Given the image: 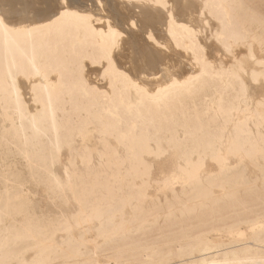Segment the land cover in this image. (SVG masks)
Returning <instances> with one entry per match:
<instances>
[{"label":"snow or ice","instance_id":"1","mask_svg":"<svg viewBox=\"0 0 264 264\" xmlns=\"http://www.w3.org/2000/svg\"><path fill=\"white\" fill-rule=\"evenodd\" d=\"M92 4L89 8L84 0H0V107L21 117L19 133L15 120L6 117L12 127H6L0 136L4 183L18 185L17 178L10 173L12 149L21 152L30 165L36 158L39 171L47 176H53L58 166L62 168L63 178L54 181L59 198L63 199L64 191L69 188L79 192L76 202L80 211L59 217V226L69 232L78 226L82 216L95 220L105 215L106 206L92 199L95 194L92 178L97 163L104 167L108 153L119 158V150L123 148L127 154L124 163L133 161L139 165L144 171L142 179L147 181L152 169L145 163L146 155H154L163 162L173 152L189 160L204 152L210 151L215 157L217 153L223 156L236 150L237 141L231 138L211 131L198 135L204 133L205 122L210 128L222 120L225 126L235 124L240 129L258 119L264 126V34L258 38L247 29H238L229 22L230 16L218 15L216 11L247 7L256 16L254 5L149 0L145 10L141 4L129 0L139 15L114 12L107 20L106 29H98L97 24H105L97 14H103L106 0H92ZM258 16L264 25V6ZM69 40L80 42L74 45L72 61L75 89L107 102L103 112L95 117L73 119L67 113L63 119L58 117L53 94L57 93L59 103L64 76L62 72H54L49 57L53 43L59 46ZM88 64L98 79L105 82L104 91L92 87L85 78ZM185 67L188 70L181 73ZM54 76H59V80L50 79ZM22 82H27L34 102L39 103L42 92L46 94L44 111L37 112L45 117L43 126L35 129L31 137L23 128L27 106ZM95 134L103 138L107 152L94 153L88 146L89 138ZM247 135L250 137L251 133ZM246 154L249 159L264 160V137L259 143L249 139ZM195 163L194 159L189 160V170L191 178L198 181V170L191 171ZM261 178L264 179V166ZM5 191L8 201L6 207L0 208V222L11 215V189ZM204 207L201 204L185 209L182 214L191 215ZM134 211L141 210L134 207ZM172 215L169 210L163 219H171ZM160 219L158 215L144 219L141 228L149 234ZM260 227L264 229V215ZM194 239L195 244L187 250L180 248L179 252L188 251L195 257L199 249V258L181 255L175 260L132 261L117 256L109 259L108 264H264V248L260 249L259 258L226 253V258L220 260L208 255L218 250L204 234ZM146 247L153 255L157 254L154 242H146ZM10 248L11 240L5 235L0 241V264H15ZM77 255H83V251ZM72 264L101 262L77 259Z\"/></svg>","mask_w":264,"mask_h":264},{"label":"bare ground","instance_id":"2","mask_svg":"<svg viewBox=\"0 0 264 264\" xmlns=\"http://www.w3.org/2000/svg\"><path fill=\"white\" fill-rule=\"evenodd\" d=\"M134 2L147 10L149 0ZM209 2L254 5L256 16L247 7H236L228 12L223 9L216 11L218 15L230 16L229 22L238 29H247L258 38L264 34V25L258 16L264 0ZM84 3L89 8L93 6L92 0H84ZM114 12L123 16L132 13L139 15L131 7L129 0H106L103 14H97L98 18L105 20V24H97L96 27L106 29L107 20ZM79 43L72 40L59 46L53 43L49 57L55 66L54 72H62L64 76L63 86L59 89V103L56 100L57 93L53 94L54 105L61 119L66 113L73 119L88 118L90 115L95 117L103 112L107 103L101 98L81 94L74 87L72 61L74 45L78 46ZM259 52L257 43V55ZM187 70L185 67L180 71L184 73ZM85 78L92 87L105 90V82L98 79L91 64L85 66ZM50 79L59 80V76ZM22 91L27 106L23 128L31 137L35 135V129L43 126L45 117L37 115V112L43 113L46 94L42 92L37 103L33 101L27 82H22ZM6 117L15 120L16 132L19 133L20 115L5 112L0 107V136L4 134L6 127H12L10 122H6ZM48 124L51 132L50 117ZM204 129V133L198 135L211 131L236 140L237 143L234 152H225L223 156L217 153L214 157L209 151L190 157L189 160L194 159L196 162L191 171L198 170V181L191 178L189 160L183 159L179 152L171 153L163 162L154 155H146L145 163L152 169L147 181L142 179L144 171L139 165L133 161L124 163L127 154L123 148L119 150V158L108 153L104 167L97 163L96 174L92 178L95 185L92 199L106 206L105 215L103 219L95 220L82 216L78 226H74L71 232L59 226V217L72 216L80 211L76 202L79 192L74 193L69 188L64 191L63 199L59 198L54 181L63 178V169L58 166L53 176H47L39 171L36 158L30 165L21 152L12 149L9 156L10 173L17 178L19 186L6 185L3 179L4 150L0 148V208L7 206L6 188L11 189L12 199L11 215L0 222V241H3L5 235L10 238L11 258L15 264H47L48 261H53L54 264H72L77 259H98L101 264H108L109 259L114 260L117 256L132 261H147L149 258L157 261L175 260L181 255L193 259L200 257L199 249L195 257L188 251L182 254L179 249L187 250L189 245L195 244L194 238L201 234L210 239L211 246L218 250L208 253L210 257L223 260L226 253H236L241 258L246 255L259 258L260 249L264 248V229L260 227L261 216L264 215V179L261 178L264 160L249 159L246 142L251 139L259 143L264 137V126L257 119L251 125L238 129L235 124L225 126L221 120L213 123L210 128L205 122ZM247 132L251 133L250 137ZM16 142L19 143L18 138ZM112 145L114 148L115 143L112 142ZM88 146L94 153L107 152L106 144L99 134L89 138ZM96 159L99 161L98 155ZM201 204L206 207L191 215L182 214L185 209L199 207ZM134 207L141 211H134ZM169 210L173 213L171 219H163ZM157 215L161 217L159 223L152 228L151 233L146 234L141 228L142 221ZM52 222H55L54 226ZM149 241L157 245L156 255L147 250L146 242ZM81 251L83 255L78 256L77 253ZM169 253L173 255L170 257Z\"/></svg>","mask_w":264,"mask_h":264}]
</instances>
